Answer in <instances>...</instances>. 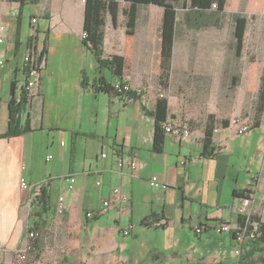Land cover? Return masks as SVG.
<instances>
[{
    "label": "crops",
    "instance_id": "1",
    "mask_svg": "<svg viewBox=\"0 0 264 264\" xmlns=\"http://www.w3.org/2000/svg\"><path fill=\"white\" fill-rule=\"evenodd\" d=\"M117 1V24L106 14L103 56L124 58L119 74L98 69L93 53L83 44L84 0H0V261L3 254L11 255L24 245L30 223L28 199L45 185L52 205L63 207L50 213L46 224L63 217L70 247L62 256L68 264H231L238 257L236 241L230 232L216 233L213 226L227 222L234 227L239 214L245 218L251 212L264 219V117L258 126L237 133L227 113L238 114L240 101L227 113L207 109V114L228 120L213 128L215 150L207 156L201 141L207 114L203 124L188 127L193 114L178 102L194 75L199 32H211L206 95L214 90L212 83L227 77L226 56L221 54V36L227 29L195 28L186 20L188 10L177 7L169 85L163 89L158 76L164 8L138 4L135 28L127 34L123 12L128 4ZM226 6L227 0L225 11ZM229 30L235 55V29ZM176 47L182 52L177 69ZM29 51L42 61L30 97L22 67V57ZM175 73L185 84L171 83ZM98 75L111 84L121 80L142 88V94L130 97L96 90L92 81ZM157 86L162 88L159 93ZM24 94L19 131L6 134L10 103L19 102ZM161 96L168 100L167 121L183 123L189 135L166 133L161 150L154 151L155 121L149 111ZM26 122L29 127L23 130ZM131 160L135 168L130 167ZM152 174L166 187H151ZM21 177L29 190L20 188ZM70 178L75 180L72 188ZM113 187L118 194H111ZM234 190L248 194L244 210L242 197ZM105 198L111 200L109 207L87 218L86 212L98 209ZM128 226L131 233L123 235ZM195 226L202 227L200 233Z\"/></svg>",
    "mask_w": 264,
    "mask_h": 264
},
{
    "label": "trees",
    "instance_id": "2",
    "mask_svg": "<svg viewBox=\"0 0 264 264\" xmlns=\"http://www.w3.org/2000/svg\"><path fill=\"white\" fill-rule=\"evenodd\" d=\"M128 5L124 9L123 14L126 18V33L132 34L135 28L137 5L153 3L155 5L164 8L161 37V60H160V76H158L159 84L163 89L167 88L169 85V76L171 70L172 61V45H174V34L177 28V7H183L188 10L186 20L188 23L195 28H205L209 26H222V20L224 15H226L225 5L226 0H124ZM85 11L84 22H83V32L86 33V37L83 39V44L87 46L94 55V59L97 63L98 69L108 68L112 72L119 74L123 70L124 61L123 57L118 54L111 55L109 57L103 56V43H104V27L106 14L110 15L113 24H117V12L119 11V4L117 0H84ZM234 16L237 21L238 18ZM234 20V21H235ZM236 23V22H234ZM245 28L240 27L236 23L234 37L236 39L235 47V57L241 56V48L243 47V35ZM236 77H233L235 79ZM121 81V80H120ZM122 82V81H121ZM93 87L96 90H102L106 93H111L115 95L126 94L127 96L133 97L137 96L135 90H130L127 92H119L113 85L105 80L102 75H98L92 81ZM257 101L254 110V120L252 126H258L260 123L261 116L264 113V55L262 63V73L259 79V86L257 91ZM25 94L21 97L20 101L15 103L13 100L10 103V119L8 121V129L6 134L12 135L18 133L17 122L19 119V112L25 103ZM168 100L166 97H157L155 107L149 111V113L154 118V128H153V139H152V149L154 151H160L163 145V140L165 139L166 132L164 125L165 123H170L167 121L168 117ZM206 123L203 131L202 147L203 155L211 156L214 154V144H213V128L218 124H227V119L215 118L213 113H208L206 116ZM220 122V123H219ZM251 126V127H252ZM28 123L23 126V130L28 129ZM33 198L30 200V223L28 224L27 230L25 231V239L31 245L26 253L32 251L36 248L39 252L40 241L37 234L43 230L44 225L47 223V218L50 213L55 212L58 207H55L51 203V191L42 185L40 189L34 193ZM233 194L235 196L248 197L246 191L234 190ZM264 207V201L263 205ZM254 220L259 223L258 234L252 238L248 239L245 244L241 245V250L238 253L237 260L231 264H264V219L261 215H256L254 213H249L245 218L239 214L236 225H245L246 220ZM248 230H252V226L248 225ZM33 231L35 234L33 237H29L28 233ZM231 238L235 240L236 233L231 230ZM66 258L61 259L58 262L50 264H66ZM191 264H204V263H191ZM210 264V263H207ZM211 264H223L222 261L211 263Z\"/></svg>",
    "mask_w": 264,
    "mask_h": 264
},
{
    "label": "rangeland",
    "instance_id": "3",
    "mask_svg": "<svg viewBox=\"0 0 264 264\" xmlns=\"http://www.w3.org/2000/svg\"><path fill=\"white\" fill-rule=\"evenodd\" d=\"M226 10L222 25L227 31H223L221 36L223 44L221 54L226 56L227 77L224 81L212 83L211 86L214 90H211L206 95L207 46L208 41H210L211 32H199L197 35V44L193 50L196 61L191 67L194 75L186 81L188 85H186V91L182 89V94L178 95L180 106L189 108L193 114L191 122L186 124L188 127L203 124V118L207 114V109L213 107L216 110H224L227 113L230 110H236L239 101L242 103V110L236 115H230L228 112V117L232 119L237 115H242L249 118L252 123L254 120V110L258 95L255 92L259 86V79L261 78L264 55V0H227ZM234 16L238 18L237 21L234 19ZM234 22L247 30L245 35L246 45L241 57H235L234 49L232 48V36L229 29H235L236 23ZM181 56L182 52L180 47H176V61L174 65L176 69L181 67ZM249 61L254 62L248 65ZM232 74H235L234 77H236L233 80L231 79ZM176 76L177 74L175 73L173 79H171V83L174 86L180 85L182 82L184 83V81L181 82L175 78ZM153 80L151 79V81ZM138 89L140 91L137 95L140 96L143 89ZM161 91L162 88L157 86L156 93ZM238 98L243 100H238ZM223 119H227L226 116ZM62 218V216H56L51 224L44 225L43 230L37 234L42 246L39 252L34 248L32 251L26 253L24 260L17 256L16 251L11 255L4 256L3 254L0 264H50L63 259V250L70 247V245L66 241L67 236L64 233L65 225L63 220L61 221ZM6 256L10 257V259L8 260ZM65 263L68 264V261Z\"/></svg>",
    "mask_w": 264,
    "mask_h": 264
},
{
    "label": "built area",
    "instance_id": "4",
    "mask_svg": "<svg viewBox=\"0 0 264 264\" xmlns=\"http://www.w3.org/2000/svg\"><path fill=\"white\" fill-rule=\"evenodd\" d=\"M2 2L8 1V0H1ZM32 22H35L36 19L32 18L31 19ZM0 29H3L2 26H0ZM82 39H84L86 37V33L83 32L82 33ZM2 40V38H0V41ZM40 55L36 52L33 51H29L28 53H26L23 57H22V67L24 69V73H25V82H26V94L28 95V97H30L31 94V90L32 88H34L37 84V81L40 77V73L42 72V61L40 60ZM113 87L118 90L119 92L123 93V92H127L130 90H135V92L137 94H139V89H135L133 88L129 83L124 82V81H116L113 84ZM230 122L236 126V132L237 133H243V132H247L248 129L252 126V122L249 118H246V116H242V115H237L235 117H233ZM165 128V132L167 133V135H183V136H188L189 135V129L183 125V123H165L164 125ZM103 155V153H102ZM104 156V155H103ZM50 157V155L48 156V158ZM117 163L119 166L123 165V161L122 160H117ZM130 167L135 168L136 167V163L135 161H130L129 162ZM150 184L151 187H166L165 183L161 182L157 176L155 174H152L150 177ZM71 183L68 185L69 188H72V184L74 183V178H70ZM99 183V182H97ZM19 186L21 189L24 190H29L30 189V185L28 184V182L26 180H24L23 177L20 178V182H19ZM118 188L117 187H113L111 194L112 195H116L118 194ZM34 194L32 195L31 198H33ZM31 198L28 199V202L30 204V200ZM63 198L60 197L59 201H61ZM123 201H126V198H122ZM110 198H105L104 200H101V205L98 209L96 210H91L86 212V217L90 218L92 216H95L97 213L99 212H104L110 205ZM249 197H242V204H241V210H244V208L249 204ZM63 207L62 205L59 204L58 206V210L62 211ZM248 225L252 226V230H248ZM195 231L196 233H200L202 230L201 226H195ZM258 229H259V223L257 221L254 220H246V224L243 225H235L234 227H231L230 224H228L227 222H219L216 223L213 226V230L216 233H221V232H230L231 230H234L236 233L235 236V241H236V251L235 253L238 254L240 252V248L241 245L245 244L246 241L248 239H252L254 238L257 234H258ZM122 234L123 235H127L129 233H131V228L130 226H128L127 228L122 230ZM34 232L30 231L28 233L29 237H33L34 236ZM30 244L29 242L26 240L24 245L21 246L19 249L16 250V254L17 256L24 260L26 258V252L27 250L30 248Z\"/></svg>",
    "mask_w": 264,
    "mask_h": 264
}]
</instances>
